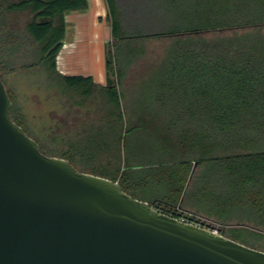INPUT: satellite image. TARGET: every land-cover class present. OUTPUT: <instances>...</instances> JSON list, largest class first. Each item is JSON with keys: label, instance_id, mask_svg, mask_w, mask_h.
<instances>
[{"label": "trees", "instance_id": "obj_1", "mask_svg": "<svg viewBox=\"0 0 264 264\" xmlns=\"http://www.w3.org/2000/svg\"><path fill=\"white\" fill-rule=\"evenodd\" d=\"M123 1L105 0L111 36L102 85L57 69L65 15L87 10L89 0H0L5 87V75L39 66L61 96L79 106L96 101L101 118L123 121L120 87L130 68L145 55L146 41L168 40L145 73L144 90L161 125L158 149L172 160L135 165L132 153L122 160L118 152L98 175L143 201L137 195L147 185L165 187L148 201L159 211L182 219L179 210H191L220 224L230 239L264 244V0ZM28 58L30 65H18ZM6 89L12 120L30 132ZM137 127H126L118 148Z\"/></svg>", "mask_w": 264, "mask_h": 264}, {"label": "water", "instance_id": "obj_2", "mask_svg": "<svg viewBox=\"0 0 264 264\" xmlns=\"http://www.w3.org/2000/svg\"><path fill=\"white\" fill-rule=\"evenodd\" d=\"M11 107L0 73V264H264V251L45 155Z\"/></svg>", "mask_w": 264, "mask_h": 264}, {"label": "rangeland", "instance_id": "obj_3", "mask_svg": "<svg viewBox=\"0 0 264 264\" xmlns=\"http://www.w3.org/2000/svg\"><path fill=\"white\" fill-rule=\"evenodd\" d=\"M122 3L125 2L122 0ZM87 13L82 25L83 34L79 33L75 23L68 27L66 39L72 40V48L77 52L69 62L73 66L75 64L78 70L87 69L94 73L95 81L99 82V75H106L105 52L111 36L110 25L104 17L97 28L94 18L90 17L89 11ZM68 45L64 46L62 53H66ZM167 45L166 39H151L145 42V55L130 68L120 87L123 121L101 118L97 113L96 101L91 100L84 106H79L61 96L60 92L51 85L42 67L18 68L15 72L5 75L4 80L25 116L30 131L27 135L38 142L41 152L45 155L67 157L65 159L78 171L97 176L101 170L108 168V161H111L112 156L118 152L122 160L124 155L132 153L134 156L132 162L135 165L146 162L155 165L166 164L172 159L158 149L155 129L161 125L153 115V108L148 102L144 87L145 83L147 84L145 81L148 80L145 73L162 58ZM66 55L68 58L69 55ZM32 62L33 60L28 58L20 61L18 65L22 67ZM104 77L107 79V76ZM134 124L138 125L137 129L127 134L126 145H119L118 148L116 140L124 135L128 125L131 127ZM106 148L109 151L107 154L104 153ZM150 185H147L143 193L137 196L147 198L148 202L154 196L161 197L166 192L165 187ZM179 211L182 212L181 218L184 220L194 219L196 221L194 223L218 232L223 229L220 224L196 215L191 210ZM261 243L246 242L245 245L264 250V244Z\"/></svg>", "mask_w": 264, "mask_h": 264}, {"label": "crops", "instance_id": "obj_4", "mask_svg": "<svg viewBox=\"0 0 264 264\" xmlns=\"http://www.w3.org/2000/svg\"><path fill=\"white\" fill-rule=\"evenodd\" d=\"M87 11L90 12V17L94 18L95 20V26L98 28L101 25V20L106 17L107 15V8H106V4H105V0H89V7L87 10L83 11V12H70L68 14L65 15V20H66V35H65V39H64V43L62 45V48L57 56V69L61 74L64 75H91L93 76L94 80H95V75L92 72H89V70H78V67H76V65L74 64L71 65V61L70 59H73V56L76 55L77 52H75V50H73L72 46H73V42L68 41L67 38V31H68V27L70 25H73L74 23L76 24V28L78 27V31L79 33H84L82 32L84 30L83 25V21H85L86 16L88 15ZM92 20V19H91ZM106 40V39H105ZM69 44V45H68ZM67 46L66 48V53H62L64 46ZM64 51V52H65ZM68 54V58L67 55ZM76 67V68H75ZM100 76V80L99 82L97 81V83L104 85L106 82V78L104 76L106 75H99Z\"/></svg>", "mask_w": 264, "mask_h": 264}]
</instances>
